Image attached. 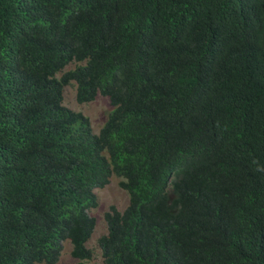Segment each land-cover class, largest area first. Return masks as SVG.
<instances>
[{
  "label": "trees",
  "instance_id": "obj_1",
  "mask_svg": "<svg viewBox=\"0 0 264 264\" xmlns=\"http://www.w3.org/2000/svg\"><path fill=\"white\" fill-rule=\"evenodd\" d=\"M111 177L101 264H264V0H0V264H87Z\"/></svg>",
  "mask_w": 264,
  "mask_h": 264
},
{
  "label": "rangeland",
  "instance_id": "obj_2",
  "mask_svg": "<svg viewBox=\"0 0 264 264\" xmlns=\"http://www.w3.org/2000/svg\"><path fill=\"white\" fill-rule=\"evenodd\" d=\"M63 105L75 112H80L89 122L92 134H96L106 119L110 111L108 101L105 97L97 95L93 101L87 104L78 105L74 101V87L68 86L63 91ZM118 179L111 177L107 185L101 189L93 191L96 199V207L89 211V215L94 219V228L86 247L92 249V259L87 264H101L99 252L95 249L97 237L104 233L105 227L102 221V213L106 211L109 205H114L122 209L126 203V194L117 186ZM70 246L67 242L61 243L59 257L55 264H75V261L69 256Z\"/></svg>",
  "mask_w": 264,
  "mask_h": 264
}]
</instances>
